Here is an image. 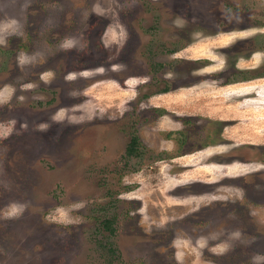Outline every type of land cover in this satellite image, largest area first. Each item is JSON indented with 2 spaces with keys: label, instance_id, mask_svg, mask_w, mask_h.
I'll list each match as a JSON object with an SVG mask.
<instances>
[{
  "label": "rangeland",
  "instance_id": "obj_1",
  "mask_svg": "<svg viewBox=\"0 0 264 264\" xmlns=\"http://www.w3.org/2000/svg\"><path fill=\"white\" fill-rule=\"evenodd\" d=\"M263 12L0 0V264H264V53L235 52L264 45ZM171 30L177 49L146 53ZM158 59L177 83L140 98ZM131 134L136 153L113 162Z\"/></svg>",
  "mask_w": 264,
  "mask_h": 264
},
{
  "label": "flooded vegetation",
  "instance_id": "obj_2",
  "mask_svg": "<svg viewBox=\"0 0 264 264\" xmlns=\"http://www.w3.org/2000/svg\"><path fill=\"white\" fill-rule=\"evenodd\" d=\"M239 15H240V17L237 20V22L238 21L241 22V24H240L241 25V28H239V30H244V29H247V28H254L255 26L260 25V23H258V22H250V21H247L248 19L246 20L245 18L242 19L243 14H239ZM155 30H157V29H155ZM160 30H162V29L160 28ZM158 31H159V29H158ZM172 35H176L173 32V30H171V32L169 33L168 37L165 38V40H164V38L161 37L160 38V42L159 41H156V40H153V38H151L153 36H148V38H147L148 40H147V43L145 45V47L147 49L146 53L147 54H151L153 58H155L156 56L158 57V56L162 55V53H157V55L154 56V54H155L154 49H160V50H162L163 49V46H160V45L161 44H165V43H167V46L165 47L167 49L164 50V52H165L164 54L172 53L175 49H177L175 47H178L179 46V43L177 41V38H175V39L174 38H169ZM260 37L261 36L256 35L255 37H252V38H249L247 40H244V41H242V42H245L244 45H240L242 43L241 41L238 42L237 45H239V48H236L235 49V52L246 53V52L249 51V53L253 54V53H257V51L258 52H262L263 51L262 53H264V45L262 44L263 38L260 39ZM173 42H175V43H173ZM123 48L126 49V51H127V44L124 45ZM259 49H261V50H259ZM153 62L154 63H157L158 62V64H156V66H154ZM153 62L151 64V66H149L148 70H145V73L141 77L142 79H140V83H139L138 87L135 86V89L137 91L140 90L139 95H138L140 98H144L145 96L153 93L154 91L167 92V91L171 90V87H172V85L174 83H177L172 78H168V76L166 78V76L163 74V72H164V70H166V68L164 67L165 64L162 61H160L158 59V60H154ZM174 63H175L174 60L170 63V64H172V67L173 68L175 66ZM123 68L120 69V70L122 71V73L125 74V76H127L125 79H129L130 78V72L125 67H123ZM254 69H257L256 71H259V72H257V74L260 73L261 75H264V60L260 64V67H256ZM54 73H55V71H54ZM166 75H168V74H166ZM256 77L258 78V77H263V76H256ZM153 78L154 79L156 78V80L154 81ZM33 79H35V78H33ZM46 82H45V80L43 78H39L38 80H36V83H35L36 84L37 91H38L37 94L40 95V96H42V97L44 96L43 92H49L50 91L49 85H43V83H46ZM35 84H33V85H35ZM38 84H40V85L37 86ZM46 84H48V83H46ZM150 86H154V90H152ZM142 89H144V91H142ZM147 90H150V91H147ZM42 97H40V98H42ZM141 100H143V99H141ZM50 102H51V98L49 99L48 102L47 101H40V103H37V104L38 105H40V104L41 105H43V104H50ZM57 106H60V105H57ZM57 111H58L57 109H54V112L55 113ZM118 126H119V133H121L120 135L125 136L124 133H126V130H125L124 121H123L122 124L121 123L120 124L118 123ZM116 127H117V124L112 123L110 125V128H112V129H115ZM132 138H133L132 137V134L129 135V136H126L127 145L124 147V152L123 153L121 151V153L119 155H116V153H115L114 150L112 151V153H110V159L113 162L114 161L117 162V160H120L121 159V160H123V164H124L126 162V160H128L127 157H131L134 153H136L137 150H135V148H134L135 146H133V143H132L133 140H132ZM120 141H121V139H120ZM116 143H117V139L114 138V137H112V140H111L112 147H115ZM132 148H134V149H132ZM122 154H124L125 158H123ZM140 155H141V153H140Z\"/></svg>",
  "mask_w": 264,
  "mask_h": 264
}]
</instances>
